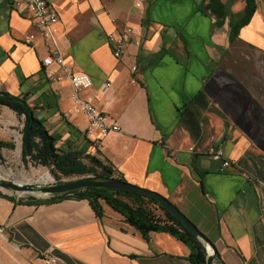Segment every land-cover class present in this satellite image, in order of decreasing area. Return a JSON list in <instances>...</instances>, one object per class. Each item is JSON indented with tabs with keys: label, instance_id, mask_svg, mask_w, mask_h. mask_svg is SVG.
I'll return each instance as SVG.
<instances>
[{
	"label": "crops",
	"instance_id": "0c3cea01",
	"mask_svg": "<svg viewBox=\"0 0 264 264\" xmlns=\"http://www.w3.org/2000/svg\"><path fill=\"white\" fill-rule=\"evenodd\" d=\"M49 6L59 19L52 39L0 0V90L33 108L60 155H98L125 182L165 197L214 246V264H264V0H253L248 18L246 0ZM129 16L143 26L141 44L116 59L107 37ZM53 49L92 79L81 97L105 104L120 131L85 135L69 82L43 69ZM218 149L226 168L211 158ZM0 193V264H43L47 255L57 264H192L189 245L160 231L142 236L108 205Z\"/></svg>",
	"mask_w": 264,
	"mask_h": 264
},
{
	"label": "trees",
	"instance_id": "16d2710c",
	"mask_svg": "<svg viewBox=\"0 0 264 264\" xmlns=\"http://www.w3.org/2000/svg\"><path fill=\"white\" fill-rule=\"evenodd\" d=\"M246 4L245 15L248 18L254 9L253 0H246ZM214 11L218 12L216 9ZM223 14L225 13H220V15ZM2 108L12 111L22 120L20 154L24 164L31 162L36 166H49L68 176H92L93 180L124 181L111 163L101 159L98 155L91 156L89 165L78 160L81 155L79 152H67L60 155L55 140L38 120L33 108L25 101L0 90V109ZM13 149V143L0 141V165L3 163L2 150ZM68 197L86 199L96 211H100L102 205H108L125 216L129 224L134 226L142 236L157 231L168 233L190 246L192 264H206V250L202 242L179 219L160 206L157 201L147 196L127 191L85 188L47 200L26 197L18 199V202H55Z\"/></svg>",
	"mask_w": 264,
	"mask_h": 264
},
{
	"label": "built area",
	"instance_id": "2783aa9c",
	"mask_svg": "<svg viewBox=\"0 0 264 264\" xmlns=\"http://www.w3.org/2000/svg\"><path fill=\"white\" fill-rule=\"evenodd\" d=\"M13 5L26 10L37 26L41 29V35L44 38L52 39L58 33V16L50 10L49 0H12ZM144 0H133L136 9L141 8ZM143 26L137 23L135 19L129 16L123 32L111 33L107 37L113 56L119 59L128 43H133L136 47L141 44ZM31 36L30 39H33ZM42 66L46 75L53 80L69 82L72 88L71 99L77 110L82 113L87 120V130L85 135L97 134L105 137L110 132L120 131V127L115 124H109L104 111L105 104L96 103L92 98H82L81 93L93 86L92 79L86 74H74L64 62V58L59 49H53L49 55L42 60ZM136 68H132L135 72ZM132 83H135L133 81ZM108 86V84H107ZM213 161L222 162V167L229 166V162L224 159V153L218 149L212 156ZM43 264H57V260L50 256L41 258Z\"/></svg>",
	"mask_w": 264,
	"mask_h": 264
},
{
	"label": "water",
	"instance_id": "95a60500",
	"mask_svg": "<svg viewBox=\"0 0 264 264\" xmlns=\"http://www.w3.org/2000/svg\"><path fill=\"white\" fill-rule=\"evenodd\" d=\"M85 188H99V189H110L118 191H127L137 193L143 196L150 197L157 201L160 206L165 208L169 213L179 219L186 228H188L198 239L202 242L206 250V264H214L218 258L217 252L210 241L197 229V227L174 205H172L162 195L142 189L140 187L133 186L124 181L118 180H93L84 179L80 181L60 184V185H46L42 183L29 184L24 183L12 176L9 172L0 166V189L9 191L14 194H29L34 198L39 199V195L36 193L48 194H64L71 191L81 190Z\"/></svg>",
	"mask_w": 264,
	"mask_h": 264
},
{
	"label": "rangeland",
	"instance_id": "374dc122",
	"mask_svg": "<svg viewBox=\"0 0 264 264\" xmlns=\"http://www.w3.org/2000/svg\"><path fill=\"white\" fill-rule=\"evenodd\" d=\"M22 120L17 117L15 113L8 109H0V141L11 142L14 145L13 150H2L3 163L0 165L7 172L12 174L16 179L29 184H46V185H60L84 179H92L91 177H78L68 176L57 172L52 167L36 166L31 162L24 164L21 159L20 148H21V130ZM90 155L82 154L78 160L86 165H89ZM42 175H49V182H42L40 178ZM39 195V199H51L60 196L61 194H48L36 193ZM29 194L25 195V198ZM33 197V196H32Z\"/></svg>",
	"mask_w": 264,
	"mask_h": 264
},
{
	"label": "bare ground",
	"instance_id": "6f19581e",
	"mask_svg": "<svg viewBox=\"0 0 264 264\" xmlns=\"http://www.w3.org/2000/svg\"><path fill=\"white\" fill-rule=\"evenodd\" d=\"M40 180L42 182H49L50 181V177H49V175H42V177L40 178Z\"/></svg>",
	"mask_w": 264,
	"mask_h": 264
}]
</instances>
